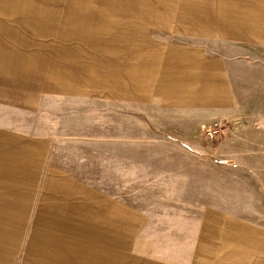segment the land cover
I'll list each match as a JSON object with an SVG mask.
<instances>
[{"label": "rangeland", "instance_id": "rangeland-1", "mask_svg": "<svg viewBox=\"0 0 264 264\" xmlns=\"http://www.w3.org/2000/svg\"><path fill=\"white\" fill-rule=\"evenodd\" d=\"M244 3L0 0V131L40 148L1 170L0 264H264V0Z\"/></svg>", "mask_w": 264, "mask_h": 264}, {"label": "crops", "instance_id": "crops-1", "mask_svg": "<svg viewBox=\"0 0 264 264\" xmlns=\"http://www.w3.org/2000/svg\"><path fill=\"white\" fill-rule=\"evenodd\" d=\"M234 1H238V6L239 9L237 11H240V9H242L245 6L244 0H234ZM243 2V3H242ZM242 6V8H241ZM242 10H246V9H242ZM8 139H12L10 138V136L8 137L7 134L3 133L0 131V174L2 173L1 170H5L8 167L11 168L12 164H8V160L9 161H14V163L18 160V161H22V160H28V159H32V156H25V154H31L34 153L36 155H38V153L40 152V148L35 145L36 143L31 142V141H26L24 143H19L18 145V137H15V139H12L13 141L9 142L8 144ZM34 145V146H33ZM25 146H31V148H25ZM42 153L45 152V150L41 149ZM26 158V159H25ZM22 164V163H21ZM4 174V173H2ZM14 188H17L16 186ZM34 191V189L32 190ZM4 191H0V208H3L5 210V208L9 205H7V201H6V195H2ZM26 195H28V193H25ZM2 196V197H1ZM18 196H22V194L18 193ZM0 211V215L2 214L5 217V212ZM5 218L3 220V222L5 223ZM19 231H21V229H19ZM1 236V235H0ZM5 238V234L2 236V239ZM18 238L21 239V243L18 247V251L21 250V244L23 241V235L21 232L18 233ZM1 240V238H0ZM7 254V245L6 244H1L0 242V256L3 255L5 256Z\"/></svg>", "mask_w": 264, "mask_h": 264}]
</instances>
